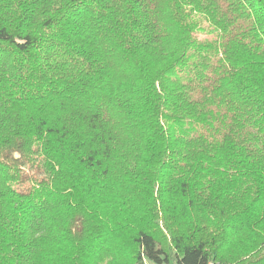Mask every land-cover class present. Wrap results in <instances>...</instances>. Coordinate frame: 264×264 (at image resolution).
<instances>
[{"label": "trees", "instance_id": "obj_1", "mask_svg": "<svg viewBox=\"0 0 264 264\" xmlns=\"http://www.w3.org/2000/svg\"><path fill=\"white\" fill-rule=\"evenodd\" d=\"M147 262L264 264V0H0V264Z\"/></svg>", "mask_w": 264, "mask_h": 264}, {"label": "rangeland", "instance_id": "obj_2", "mask_svg": "<svg viewBox=\"0 0 264 264\" xmlns=\"http://www.w3.org/2000/svg\"><path fill=\"white\" fill-rule=\"evenodd\" d=\"M203 24V23H202ZM202 26H205V25H202ZM208 29V28H207ZM208 32H209V30H207ZM199 36L201 37V38H210L211 37V35L209 34V33H207V32H205V33H203V34H199ZM148 264H154V263H152V262H147Z\"/></svg>", "mask_w": 264, "mask_h": 264}, {"label": "crops", "instance_id": "obj_3", "mask_svg": "<svg viewBox=\"0 0 264 264\" xmlns=\"http://www.w3.org/2000/svg\"><path fill=\"white\" fill-rule=\"evenodd\" d=\"M146 264H148V263H146Z\"/></svg>", "mask_w": 264, "mask_h": 264}]
</instances>
